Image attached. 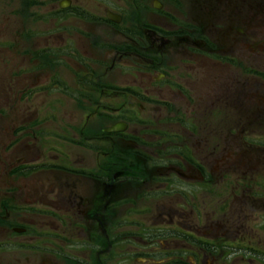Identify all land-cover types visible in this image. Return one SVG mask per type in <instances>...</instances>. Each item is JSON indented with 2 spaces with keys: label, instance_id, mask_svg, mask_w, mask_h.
Instances as JSON below:
<instances>
[{
  "label": "flooded vegetation",
  "instance_id": "1",
  "mask_svg": "<svg viewBox=\"0 0 264 264\" xmlns=\"http://www.w3.org/2000/svg\"><path fill=\"white\" fill-rule=\"evenodd\" d=\"M40 3L32 8H48ZM50 14L57 20L50 37L58 39L60 49L36 50L31 61L34 71H53V81L49 87H31L30 92L52 93L48 88L57 85L52 94L61 96L62 103L74 100L75 107L87 112L79 134L104 144L95 146L94 152L98 156L108 155V148L117 152L105 157L110 158L107 166L90 173L91 197L84 203L64 204L77 206L80 220L74 224L65 216L66 236L57 248L32 245L37 237L51 234H40L46 218L56 216L49 203L40 201L43 207L37 211L45 218L39 222L31 220L33 207L21 208L14 195L0 199V264H30L35 254H42V264H51L54 253L72 247L80 256L60 255L67 264H264V172L259 165L264 163V147L246 143L249 132L238 127L245 117L230 122V130L221 122L225 128H218L214 136L228 142L230 148H224L230 155L214 156L212 165L205 147L208 134L194 136L188 127L182 130L184 135L175 127L158 131L156 125L181 122L183 113L186 126L200 129L199 121L207 125L208 110L216 104L209 101L230 96V88L236 101H221V109L246 112L245 126L264 120V81L249 88L244 80L247 75L264 76V69H256L258 63L264 65V0H60ZM211 64L217 73L233 70L240 78L233 87L221 83L207 90ZM59 69L73 82L59 80ZM199 96L201 104L196 102ZM148 106L156 111L143 117ZM261 137L254 141H264ZM237 141L243 142L241 146ZM200 153L204 156L198 160ZM131 157L133 165L127 161ZM149 161L157 164L148 166ZM44 166L11 173L29 177ZM145 186L149 192H144ZM119 198L130 205L139 198L161 200V209L168 201L171 206L164 219L170 224L154 235L120 230L129 227L133 214L114 213ZM199 205L195 213L194 206ZM181 206L190 213L177 212ZM58 221H64L61 215ZM72 234L77 246L69 245L67 236ZM12 254L18 257L9 261Z\"/></svg>",
  "mask_w": 264,
  "mask_h": 264
},
{
  "label": "rangeland",
  "instance_id": "2",
  "mask_svg": "<svg viewBox=\"0 0 264 264\" xmlns=\"http://www.w3.org/2000/svg\"><path fill=\"white\" fill-rule=\"evenodd\" d=\"M59 1L0 0V199L14 195L18 199V206L21 208L33 207L35 212L31 220L39 222L45 218L37 211L43 207L40 205V201L49 203L51 211L55 212L56 216L50 215L46 218L45 224H42L40 234L44 231H50L51 234L49 237H45V241L42 240V237H37L38 240L35 239L32 245L42 246L45 244L55 248L60 246L61 239H63V231L66 229L64 224L67 221L65 216L71 217L74 224L76 223V218L80 220L78 214L75 215V209H78V207L64 204L72 201L74 203H82L83 201L84 203L85 199L91 197L93 189L91 180H89L90 173L96 172L94 169L98 166H107L110 158L106 159L105 157L111 153L116 154L114 152L116 150L111 148H108V155L101 154L98 156V153L94 152L95 146L101 147L104 144L79 134V129H83L82 121L87 112L83 109L81 110L78 105L75 107L74 100H67L66 103H62L60 101L61 96L57 93L52 94L58 91L57 85L48 88V90L53 89L52 93L42 90L30 92L31 87H49L53 81V71H34L31 60L32 54L36 50L40 51L45 48L59 51L60 49L57 37V41H52V37H50V34L57 27V20L51 17L52 14L50 13L57 9ZM39 2H41L40 4H47L48 8H50L49 13L47 7L32 8L34 4L36 5ZM53 2L56 3L53 5ZM178 17H181V15L178 14ZM48 37L50 38L46 40ZM35 43L38 45L33 47ZM207 69L208 73L206 74L208 76L211 75L205 84L207 90L217 88L221 83L223 86L227 84V86L233 87V84L235 85L234 82H237V79L240 78V75L233 72L232 68H228L232 70H229L231 72L220 71V73H217V67L211 64L210 68L208 65ZM214 69H216V72ZM256 69L257 71L263 70L264 65L258 63ZM57 71H59V77L57 76L59 80L65 79L71 83L73 82V77H69L67 71L61 72L60 69ZM227 80L233 82L228 84ZM244 80L247 81V87L250 88L259 85V83L262 84L264 76L259 74H255V76L247 75ZM31 83H34V85H30ZM229 92L230 96L224 97L220 101H209V103L215 102L216 104L208 110V115L205 118H208V124L204 125L199 121L198 124H201L200 129L198 125H193V127L186 126L185 115L182 113L181 118H183V121H174L173 124H156L158 131L169 132L172 127H175L177 131L182 132L184 135L182 130L188 127L192 128L194 136L199 137V134L203 136L208 134V141H206L205 147L208 146V149H206L209 153L208 164L212 165L214 156L230 155L224 148L225 145L230 148L227 144L228 142L221 141L214 136V133L218 132V128H225L223 124L230 130L232 127L231 123L235 118L243 115L245 118L238 123V127L244 132H249L246 133V143L248 145L253 143L261 148L264 147L262 146L264 141H254L256 138L261 140V136H264V126H262L264 120L256 124L250 122L248 126H245L249 121L246 118V112H240L235 107L234 109H221L222 102L236 101L233 96V89L230 88ZM196 102L201 104L203 98L197 97ZM148 109V112L143 117H147L156 111L153 106H148ZM34 123H38V125L33 127ZM96 126L92 125L94 129H97ZM91 132L92 129L88 131V133ZM190 143L194 142L190 141ZM236 143L241 146L240 144L243 142L237 141ZM203 156V153L198 154V160H201ZM133 159L134 157H131L127 161L130 162L131 160L133 165ZM127 161L125 160L124 165H129ZM118 164L122 165L119 162ZM152 164H157V162L149 161L148 166ZM41 165H45L42 167L43 171L41 168L33 170L29 177L17 175L19 173H11V170H19L20 167H39ZM53 165H58L61 169L53 171L50 168L49 170V167ZM259 165H261L263 175L264 163ZM67 169H70L71 172ZM21 170L26 171V169ZM98 175L103 174L98 173ZM259 176L261 175L258 174V177H256L260 179L261 177ZM257 181L259 180L257 179ZM145 182L149 183L148 180H145ZM178 183H180L179 180H177ZM144 188V192H149L147 186ZM176 198V205L179 206L178 202H182V194H178ZM160 205L161 200L151 202L148 200L144 201V198H139L135 199L134 205H130V201L119 198L114 201L113 209L114 213L123 214V216L133 214L129 217V227H122L120 230L126 229L125 231L136 232L147 230L154 235L156 230L163 231L170 224V221L164 219V216L167 215L165 210H169L170 203L168 201L165 202L162 206L163 209H161ZM61 209L62 211H60ZM194 209L195 213H197L200 205L199 207L194 206ZM190 211V208L182 206L181 209L177 208L179 213H190ZM160 214L163 216L161 217ZM59 215L64 221H58ZM56 234L61 236H56ZM72 235L67 236L69 241H72V238L77 239V236ZM115 238L121 240L118 235ZM143 240L150 241L149 238L145 237H143ZM73 243L72 241L69 245L74 246L75 244L77 246L76 243ZM117 249L122 253L124 252L121 247H117ZM146 250L147 248L141 249L140 252L143 253ZM119 251L116 250L115 255H120ZM147 252L152 253L150 250ZM74 253L80 256L78 250L74 251L73 247L66 253H54V258H50V262L51 264H67L66 260L73 258ZM41 255L35 254L33 263L30 264H42ZM60 255L65 256V258L68 256V259H61ZM152 255L155 256V254ZM16 257H18V254H12L8 256V260L14 261ZM4 261H6V258ZM206 264L210 263L207 262Z\"/></svg>",
  "mask_w": 264,
  "mask_h": 264
},
{
  "label": "trees",
  "instance_id": "3",
  "mask_svg": "<svg viewBox=\"0 0 264 264\" xmlns=\"http://www.w3.org/2000/svg\"><path fill=\"white\" fill-rule=\"evenodd\" d=\"M19 132V131H18Z\"/></svg>",
  "mask_w": 264,
  "mask_h": 264
}]
</instances>
